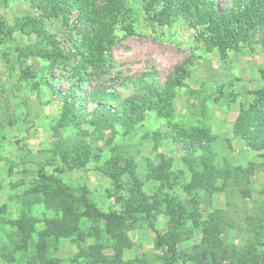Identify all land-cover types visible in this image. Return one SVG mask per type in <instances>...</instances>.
Instances as JSON below:
<instances>
[{
  "label": "rangeland",
  "instance_id": "obj_1",
  "mask_svg": "<svg viewBox=\"0 0 264 264\" xmlns=\"http://www.w3.org/2000/svg\"><path fill=\"white\" fill-rule=\"evenodd\" d=\"M144 3L0 0V264H264V6L207 50L202 25ZM177 67L169 103L93 123L164 95Z\"/></svg>",
  "mask_w": 264,
  "mask_h": 264
},
{
  "label": "trees",
  "instance_id": "obj_2",
  "mask_svg": "<svg viewBox=\"0 0 264 264\" xmlns=\"http://www.w3.org/2000/svg\"><path fill=\"white\" fill-rule=\"evenodd\" d=\"M63 1L67 5H72L78 0H55ZM83 1V0H81ZM144 10L147 18L152 23L165 22L171 24L179 18L186 20L191 26L202 25L204 28L200 32L202 43L211 50L216 46L229 47L237 42L240 37L246 35L243 26L250 27L252 20L258 15L264 6V3H251L242 6L235 4L225 9L220 14L217 13L214 3L209 0H144ZM109 7L119 10L124 0H109ZM261 7V8H260ZM0 33H2V23L0 22ZM113 43L112 38L106 39L101 45L110 50ZM108 57V55H107ZM67 55L62 56L66 60ZM85 61H89L85 56ZM186 74L184 67H177L175 74L167 79L165 85V94L157 99L150 95H145L141 99L129 100L121 108L114 111L113 108H105L102 105H97L91 118L94 124L102 126H113L114 122L134 123L143 118L146 110L155 107L158 102L169 101L173 95L175 87L182 84V79ZM64 100L65 112L75 114L78 110L77 105L82 100V95L77 93L76 87H72L61 95ZM94 96V95H93ZM123 119V121H122ZM114 177V176H112ZM156 245L163 247L165 245L160 235L156 233ZM167 264L171 262L166 259Z\"/></svg>",
  "mask_w": 264,
  "mask_h": 264
}]
</instances>
